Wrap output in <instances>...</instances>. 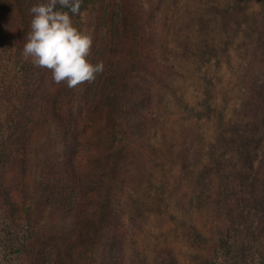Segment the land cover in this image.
<instances>
[{"label": "trees", "instance_id": "obj_1", "mask_svg": "<svg viewBox=\"0 0 264 264\" xmlns=\"http://www.w3.org/2000/svg\"><path fill=\"white\" fill-rule=\"evenodd\" d=\"M92 1L98 10L87 60L105 67L94 82L70 89L22 56L29 9L46 0H0V115L12 113L0 127V213L22 231L15 264H84L94 252L95 264L123 262L126 230L116 200L136 160L129 146L150 111L142 84L157 79L155 46L141 0H82L80 13ZM79 15L73 23L85 32ZM254 29L243 102L253 128L240 148L246 159L236 179L239 202L264 232V147L257 160L251 156L264 141V79L253 75L264 48V16ZM213 172L196 175L199 208L212 204Z\"/></svg>", "mask_w": 264, "mask_h": 264}, {"label": "rangeland", "instance_id": "obj_2", "mask_svg": "<svg viewBox=\"0 0 264 264\" xmlns=\"http://www.w3.org/2000/svg\"><path fill=\"white\" fill-rule=\"evenodd\" d=\"M141 3L157 79L142 84L150 111L144 132L128 145L136 160L116 200L126 230L122 264H264V232L239 202L236 179L246 159L240 148L253 128L243 111L245 70L264 0ZM97 10L92 1L79 15L91 37ZM253 67L254 79H264V48ZM11 115L2 111L0 127ZM263 147L264 141L253 160ZM206 168H214L215 191L211 206L199 208L195 178ZM21 232L0 213V264L17 262ZM94 254L84 264L97 263Z\"/></svg>", "mask_w": 264, "mask_h": 264}, {"label": "clouds", "instance_id": "obj_3", "mask_svg": "<svg viewBox=\"0 0 264 264\" xmlns=\"http://www.w3.org/2000/svg\"><path fill=\"white\" fill-rule=\"evenodd\" d=\"M81 4L82 0H46L32 5L22 51L25 60L50 70L55 83H65L70 89L94 82L105 67L103 61L92 64L87 60L92 38L78 30L72 19L80 14Z\"/></svg>", "mask_w": 264, "mask_h": 264}]
</instances>
